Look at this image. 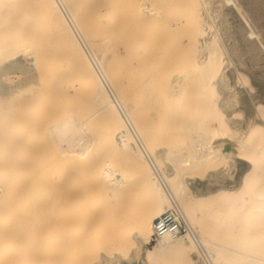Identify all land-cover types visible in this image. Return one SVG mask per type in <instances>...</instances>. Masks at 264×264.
<instances>
[{
    "label": "bare ground",
    "instance_id": "obj_1",
    "mask_svg": "<svg viewBox=\"0 0 264 264\" xmlns=\"http://www.w3.org/2000/svg\"><path fill=\"white\" fill-rule=\"evenodd\" d=\"M188 1L162 21L123 0H0V71L22 54L38 72L0 97V264L41 241L27 195L47 180L66 188L50 264H144L89 260L76 207L86 187L119 200L127 185L192 228L154 236L141 215L149 263L264 264V0H199L195 16Z\"/></svg>",
    "mask_w": 264,
    "mask_h": 264
},
{
    "label": "rangeland",
    "instance_id": "obj_2",
    "mask_svg": "<svg viewBox=\"0 0 264 264\" xmlns=\"http://www.w3.org/2000/svg\"><path fill=\"white\" fill-rule=\"evenodd\" d=\"M188 2H191L194 6L192 13L195 16L198 12L196 6H198L199 0H190ZM123 4L125 9H127V17H130L129 14L137 13L138 7L147 5L153 7L157 11V15L166 18V20L162 21H167L168 16L171 15L166 11L168 7H171V0H123ZM160 21L158 20L157 22ZM29 66L32 68H29ZM33 66V62L26 59L22 54L14 56L10 63L3 64L0 71V97H7L13 94L18 87H21L28 80L35 82L38 72ZM6 75L11 77L12 84L8 80L5 81ZM12 77L15 81L12 80ZM202 174H193L190 177L199 178L197 180H199L198 184H200L204 183L202 180L206 178ZM190 177H187V180L192 181V179H189ZM191 181L188 183H191ZM194 182L195 180L192 181V184ZM198 186H201V184ZM98 188L99 186L95 188L86 187L84 193L80 196L82 201L76 205L84 215L82 222L84 223L85 233L89 234L86 239L88 259L98 262L106 260V257L111 255L125 263L133 260L134 257H140V262L144 264H157V261L161 263L160 256H155L153 262L149 263L142 254L144 247L150 248V244L155 242L156 239L153 235H151L149 243H144V240L141 239V241L133 239L135 234L134 227L141 215L147 214V211H149V215L153 216L152 222L160 215H156L157 210L153 209L150 204L146 205L144 203L146 200L145 194L138 190L137 186L127 185L123 189L125 191L124 198L116 200L114 192L109 191L110 187L103 186ZM65 189L58 181L54 180H47L43 185L31 184L29 186L27 200L30 205V214H34L37 217L36 222L32 223L35 225L36 230L42 228L44 234L43 237L39 236L42 239L35 243L34 250H31L30 247L26 251L29 258L27 264H50L56 260L58 218L66 209L64 204ZM86 190L88 191L86 192ZM207 204L208 202L200 201L199 206L203 210L205 207L208 208L209 205L207 206ZM200 208H197L196 211L202 214L203 211ZM108 232H115L121 236V238L117 239L115 247L110 245V240L107 241L103 238ZM9 253L13 252L9 251ZM3 264H12V258H7L6 263ZM166 264L171 263L168 262Z\"/></svg>",
    "mask_w": 264,
    "mask_h": 264
},
{
    "label": "built area",
    "instance_id": "obj_3",
    "mask_svg": "<svg viewBox=\"0 0 264 264\" xmlns=\"http://www.w3.org/2000/svg\"><path fill=\"white\" fill-rule=\"evenodd\" d=\"M192 232V228L175 205L153 221V234L159 236L165 233L185 234Z\"/></svg>",
    "mask_w": 264,
    "mask_h": 264
}]
</instances>
